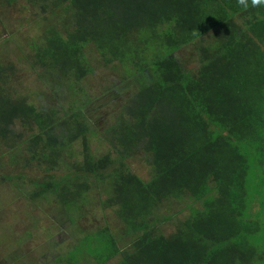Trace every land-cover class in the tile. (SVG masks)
Returning <instances> with one entry per match:
<instances>
[{"label":"trees","instance_id":"1","mask_svg":"<svg viewBox=\"0 0 264 264\" xmlns=\"http://www.w3.org/2000/svg\"><path fill=\"white\" fill-rule=\"evenodd\" d=\"M245 3L53 0L68 22L44 28L34 44L42 65L58 66L54 90L68 80L64 121L55 105L16 96L2 78L10 66L0 67V141L27 131L21 142L52 154L32 196L54 192L72 211L89 203L92 181L101 183L109 198L99 202L114 208L132 238L122 251L106 227L77 250L98 261L120 253L118 264H264V4ZM185 48L195 54L194 69L180 56ZM89 52L99 55L96 64ZM102 67L130 92L106 140L121 162L142 151L148 179L90 151L88 123L76 109L86 90L81 79ZM78 140L82 152H69ZM73 156L74 173L57 177L55 168ZM163 204H182L168 232L159 225L170 218L158 215ZM179 210L188 213L178 218Z\"/></svg>","mask_w":264,"mask_h":264},{"label":"rangeland","instance_id":"2","mask_svg":"<svg viewBox=\"0 0 264 264\" xmlns=\"http://www.w3.org/2000/svg\"><path fill=\"white\" fill-rule=\"evenodd\" d=\"M7 2L0 0V67L10 68L9 75L4 74L2 78L16 96H27L41 105L53 104L58 109H64L59 112L61 121H64L67 113L65 110L69 102H72L65 92L68 80L62 82L61 88L54 90L56 87L50 75L58 71V66L48 68V64L40 63L41 55L34 40L41 30L52 24H61L62 20L68 22V17L62 19L64 9L55 8L53 0H38L27 4L26 8H15L17 4ZM208 41L210 38L206 39ZM90 52L87 54L96 64L99 55L91 54L90 57ZM180 56L190 68L197 67L195 54L190 48L180 51ZM106 69L98 68L90 78L85 77L80 81L86 90L83 102L76 111L81 110L88 123L90 130L86 136L90 151L94 158L107 154L112 161H119L143 179H148L149 169L142 151L121 162L112 144L106 140L108 124L130 95L127 89L120 87L119 77L111 75ZM125 70L132 72L127 68ZM120 78L123 76L120 75ZM20 133H24V130ZM27 133L13 142L5 144L3 140L0 141V264H118L121 261L120 253L98 261L85 249L86 252L82 248L77 250L80 242L88 235L92 236L106 227L110 228L112 236L119 239L122 251L132 239L124 236L125 226L115 217L114 208H105L99 202L109 198L104 192V186L92 181L91 200L84 208L72 211H67L63 199L54 192L48 191L34 198L33 192L41 190L38 184L47 173L44 171L45 164L49 163L52 154L43 146L39 149L29 148L24 143L28 139ZM66 139L67 136H62L61 141ZM81 145V140L73 142L68 146V151L81 153ZM73 163L74 156L68 159L64 157L61 166L55 168L53 173L57 177L74 173ZM167 206L163 204L158 211V215L168 214L172 218L170 220L167 216L168 221L162 220L163 224L159 222L166 232L175 226L177 217L172 214L181 210L182 204H171L170 208ZM187 213L188 210L180 211L178 218Z\"/></svg>","mask_w":264,"mask_h":264},{"label":"clouds","instance_id":"3","mask_svg":"<svg viewBox=\"0 0 264 264\" xmlns=\"http://www.w3.org/2000/svg\"><path fill=\"white\" fill-rule=\"evenodd\" d=\"M240 3L242 4V5H244V6H247V4L245 3V0H240ZM251 3H252V5H256V4H258V3H260V4H264V0H251Z\"/></svg>","mask_w":264,"mask_h":264}]
</instances>
